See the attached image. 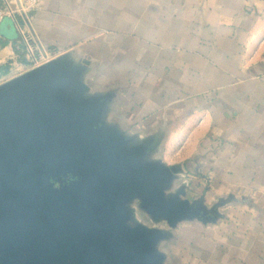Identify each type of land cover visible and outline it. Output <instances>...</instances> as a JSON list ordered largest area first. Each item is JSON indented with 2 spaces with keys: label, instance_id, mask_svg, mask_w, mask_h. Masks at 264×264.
<instances>
[{
  "label": "crops",
  "instance_id": "obj_1",
  "mask_svg": "<svg viewBox=\"0 0 264 264\" xmlns=\"http://www.w3.org/2000/svg\"><path fill=\"white\" fill-rule=\"evenodd\" d=\"M9 1L0 70L17 64L18 25L118 150L178 170L158 186L194 216L124 202L154 236L147 264H264V0Z\"/></svg>",
  "mask_w": 264,
  "mask_h": 264
},
{
  "label": "water",
  "instance_id": "obj_2",
  "mask_svg": "<svg viewBox=\"0 0 264 264\" xmlns=\"http://www.w3.org/2000/svg\"><path fill=\"white\" fill-rule=\"evenodd\" d=\"M71 84L47 63L0 85V264L150 263L154 236L129 226L124 202L170 225L194 216L158 186L178 170L118 150Z\"/></svg>",
  "mask_w": 264,
  "mask_h": 264
},
{
  "label": "built area",
  "instance_id": "obj_3",
  "mask_svg": "<svg viewBox=\"0 0 264 264\" xmlns=\"http://www.w3.org/2000/svg\"><path fill=\"white\" fill-rule=\"evenodd\" d=\"M17 12L18 11L11 6L9 0H0V23L3 21L4 18L14 19ZM17 29L20 37L18 45L25 52L26 59L33 66H35V68L46 63L47 57L41 55L40 52L37 51V47L35 46L32 38L27 35L24 30L21 29L18 25Z\"/></svg>",
  "mask_w": 264,
  "mask_h": 264
},
{
  "label": "rangeland",
  "instance_id": "obj_4",
  "mask_svg": "<svg viewBox=\"0 0 264 264\" xmlns=\"http://www.w3.org/2000/svg\"><path fill=\"white\" fill-rule=\"evenodd\" d=\"M17 51L18 52L16 54L15 59L17 61V64L12 67H8V65H6V72L0 70V85L8 82L9 80L17 76H20L21 74H24L25 72L35 69V66H33L26 59L25 52L22 50V48L19 47ZM9 68L11 69L9 70Z\"/></svg>",
  "mask_w": 264,
  "mask_h": 264
},
{
  "label": "flooded vegetation",
  "instance_id": "obj_5",
  "mask_svg": "<svg viewBox=\"0 0 264 264\" xmlns=\"http://www.w3.org/2000/svg\"><path fill=\"white\" fill-rule=\"evenodd\" d=\"M72 178L70 175H67L65 177L62 178V181H61V184L67 182V181H70ZM55 186L58 187L59 186V183H55Z\"/></svg>",
  "mask_w": 264,
  "mask_h": 264
},
{
  "label": "trees",
  "instance_id": "obj_6",
  "mask_svg": "<svg viewBox=\"0 0 264 264\" xmlns=\"http://www.w3.org/2000/svg\"><path fill=\"white\" fill-rule=\"evenodd\" d=\"M4 72H6V69L4 70Z\"/></svg>",
  "mask_w": 264,
  "mask_h": 264
}]
</instances>
